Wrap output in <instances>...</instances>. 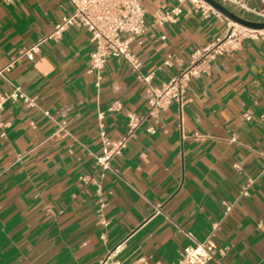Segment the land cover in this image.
Wrapping results in <instances>:
<instances>
[{
    "label": "crops",
    "instance_id": "crops-1",
    "mask_svg": "<svg viewBox=\"0 0 264 264\" xmlns=\"http://www.w3.org/2000/svg\"><path fill=\"white\" fill-rule=\"evenodd\" d=\"M142 2L148 30L130 48L143 73L155 72L154 84L228 31L226 18L206 17L190 2ZM251 5L263 9L264 0ZM175 6L176 21L159 23L158 14ZM71 10L70 0H0V68ZM94 48L87 30L71 27L0 81V91L18 85L34 99L10 101L3 111L0 264H100L120 243L124 263L171 264L185 246L208 238L218 246L208 264H264V38L219 56L182 102L155 116L124 58L108 60L96 85ZM170 55L172 64L158 70ZM117 103L121 109L110 110ZM129 113L143 123L113 162L119 175H97L100 188L84 182L102 152L101 127L120 139Z\"/></svg>",
    "mask_w": 264,
    "mask_h": 264
},
{
    "label": "built area",
    "instance_id": "built-area-1",
    "mask_svg": "<svg viewBox=\"0 0 264 264\" xmlns=\"http://www.w3.org/2000/svg\"><path fill=\"white\" fill-rule=\"evenodd\" d=\"M252 0H220L223 4L235 5L243 12L254 13L258 20L264 21V8L258 9L251 5ZM179 3L190 2L195 11L201 12L208 17L212 14L226 18L228 23L227 33L215 41L197 48L190 59L189 64L178 74L173 75L162 84H154L155 72L145 74L141 70V62L130 48V41L136 37L144 35L148 30L146 19V8L142 0H70L72 10L54 25L49 34L39 36L37 41L21 48L11 62L0 68V81L7 79V72L21 59L35 61L42 53L43 46L50 41H60L65 32L71 27H78L89 32L91 41L95 45L91 53L90 73H96V85L100 86L102 81V69L111 58H124L132 66L137 76L142 80L148 95L149 110L148 115L155 116L158 112L167 110L173 102H182L186 97L193 78L198 77L203 72L209 70L211 63L219 56L240 48L246 39L264 38V29L251 28L242 25L228 18L221 11L213 7L205 0H178ZM181 12L180 6L173 7L165 14H158L159 23L176 21V17ZM173 57L170 55L163 62L158 70L163 66H170ZM23 100L27 104H34V99L21 88L14 86L11 92L0 91V132L5 135L7 124L3 121V111L10 101ZM121 104L111 106L110 110L121 109ZM104 113L100 114V118ZM250 118V116H247ZM143 123V119L134 113L128 114V131L120 139L114 140L108 136V132L101 127V137L103 141L102 152L96 156L95 174L83 175L84 182H93L101 187L97 175L104 176L108 172L119 173L113 166L115 158L121 156L129 147L136 130ZM148 132L155 133L153 127L148 128ZM244 195L248 194L245 189ZM227 211H230L232 204L226 203ZM123 250V243L111 249L100 264H147L144 258L124 263L119 259V254ZM218 250L217 244L210 238L205 241H196L185 246L179 254L177 261L171 264H208L216 258ZM163 264V263H157Z\"/></svg>",
    "mask_w": 264,
    "mask_h": 264
},
{
    "label": "water",
    "instance_id": "water-1",
    "mask_svg": "<svg viewBox=\"0 0 264 264\" xmlns=\"http://www.w3.org/2000/svg\"><path fill=\"white\" fill-rule=\"evenodd\" d=\"M205 1L210 3L213 7L221 11L228 18L234 20L235 22H238L242 25H245L251 28L264 29V21H255V20H250L245 17H242L241 15L230 10L227 6H225L222 2L218 0H205Z\"/></svg>",
    "mask_w": 264,
    "mask_h": 264
}]
</instances>
